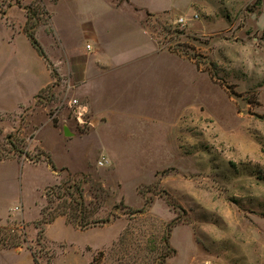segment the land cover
I'll use <instances>...</instances> for the list:
<instances>
[{
	"label": "rangeland",
	"instance_id": "374dc122",
	"mask_svg": "<svg viewBox=\"0 0 264 264\" xmlns=\"http://www.w3.org/2000/svg\"><path fill=\"white\" fill-rule=\"evenodd\" d=\"M97 3L118 63L97 93L105 119L93 125L88 112L74 114L85 99L72 74L50 63L52 83L0 113V159L42 162L25 164L0 191L38 205L40 218L70 201L56 196L61 188L48 205L45 193L69 180L85 205L70 203L68 216L110 219L62 229L64 245L47 241L38 219L23 227L7 218L0 248L22 247V264L29 254L32 264H264V0ZM13 4L36 8L38 26L49 22L46 11L56 30L69 22L68 47L85 43L74 29L80 0H0V10ZM52 32L35 33L49 54L60 45ZM31 136L40 146L32 152Z\"/></svg>",
	"mask_w": 264,
	"mask_h": 264
},
{
	"label": "crops",
	"instance_id": "0c3cea01",
	"mask_svg": "<svg viewBox=\"0 0 264 264\" xmlns=\"http://www.w3.org/2000/svg\"><path fill=\"white\" fill-rule=\"evenodd\" d=\"M80 7L82 13H80L79 24L74 29H77L79 36L85 40L81 48L68 47L67 43L70 40L66 39L67 33L72 32L69 30H73V26L65 20L61 27L56 30L50 16L49 22L39 25L35 33L36 36L40 32L53 36L52 28H54V32L61 36L58 49L53 54H49L43 48L44 53L61 76L66 74L70 78V73L72 74L73 90L86 102L80 106L90 114L89 123L96 125L100 120L105 119L94 108L95 102H98L99 99L97 93L105 90L101 85L107 81L109 73L118 63L117 57L107 53L106 49L112 45V42H109L107 35L101 31L98 24L102 3L98 4L97 0H80ZM15 11L20 13L18 17L14 14ZM25 14L23 4H13L7 10H3V13L0 11V113L9 112L12 108L16 109L31 103L37 94L53 81L48 64L32 46L23 31L27 19ZM88 43H90L89 49L86 48ZM58 118V123H60L62 119ZM54 129L60 134L56 127ZM68 132L69 135H73L71 131ZM37 146L40 148L34 141V136H31L26 147L27 150L36 151ZM41 162H32L25 156H18L17 154L0 159V184L6 179H13L18 170L19 176L22 178L25 164L40 165ZM47 168L53 172L49 166ZM46 186L44 184V187ZM16 201L20 203L16 205H19L21 209L12 213L11 208L17 203ZM39 210L38 205L27 203L22 196L20 199H7L6 193L0 191V225L4 224L10 216L32 223L38 219ZM62 229L66 231L76 228L68 223L65 217L58 216L46 224L44 228L45 239L52 243L67 245L68 242L62 238L63 234L60 232ZM22 250V247L0 248V264H22ZM27 258H29L27 264H32L30 254Z\"/></svg>",
	"mask_w": 264,
	"mask_h": 264
},
{
	"label": "trees",
	"instance_id": "16d2710c",
	"mask_svg": "<svg viewBox=\"0 0 264 264\" xmlns=\"http://www.w3.org/2000/svg\"><path fill=\"white\" fill-rule=\"evenodd\" d=\"M24 9H25L27 19H26V22L23 26V31L27 35L31 44L36 48L37 52L44 58L46 63H48V65H49L51 62L46 57V54L44 53L43 48L38 43V40L35 36L36 28L39 24V22H37V19L35 17V15H37V11L35 10L36 8L33 9V7L24 6ZM1 12L3 13V11H1ZM46 13H47V17L49 18L50 15L48 14L47 11H46ZM53 78H54V76H53ZM53 123H57V119H53ZM46 161L52 170H56V167L54 166L50 156L47 157ZM62 169L66 170L67 168L63 167ZM61 188H62L63 192L58 193V195H56V196L58 198H60V197H65L68 194L71 198L70 201L68 202L66 199H61V202H60L61 207H62L61 210H58L56 207L53 208L52 205L48 206V208L53 209L54 211H48L45 214V212H43V210H41L42 216L40 218H38V220H37L38 224L41 223L42 225L46 226V224L53 221L59 215H66V217H65L66 221L68 223H70L72 226L80 228V229H84V228H87L90 226H95L96 224H99V223L100 224L106 223L109 221L110 218L101 219V220H90L89 217H85L84 215H80L79 217H77L78 220H74L73 216L75 217V215H73L72 217L67 215L65 209L70 206V203H75V205H77V206H75V208L78 210H79V208H81L80 206L85 205L84 200H83V196H82L81 185L76 184L74 182L71 183L69 180L64 181L62 184L50 185L49 187L46 188L45 193H46L48 205L53 203L55 200V199H49V196L53 195V193L56 189H61ZM72 207H74V206H72ZM79 211L81 212V210H79ZM23 227H24V225H23ZM1 228H2V225H0V230H1ZM42 228L43 227H41V230H43ZM171 250L173 251V249H171ZM34 260L37 261L35 256H34Z\"/></svg>",
	"mask_w": 264,
	"mask_h": 264
},
{
	"label": "built area",
	"instance_id": "2783aa9c",
	"mask_svg": "<svg viewBox=\"0 0 264 264\" xmlns=\"http://www.w3.org/2000/svg\"><path fill=\"white\" fill-rule=\"evenodd\" d=\"M180 20H182V18ZM86 48L89 49L90 45L87 44ZM71 101L74 103V105H76V103H77V99L76 98H73ZM73 111H74V114L77 115V117H80L84 113V109H82L80 105H76V107L73 109ZM98 163L99 164H103L102 161H100V160L98 161ZM19 210H20V208L18 206H14V207L11 208V212L12 213H14L16 211H19ZM9 219H11L15 223H17V225H23V222H22L21 219H16L15 217H12V216H10Z\"/></svg>",
	"mask_w": 264,
	"mask_h": 264
},
{
	"label": "water",
	"instance_id": "95a60500",
	"mask_svg": "<svg viewBox=\"0 0 264 264\" xmlns=\"http://www.w3.org/2000/svg\"><path fill=\"white\" fill-rule=\"evenodd\" d=\"M64 133L66 134V135H69L70 133L68 132V129L65 127L64 128Z\"/></svg>",
	"mask_w": 264,
	"mask_h": 264
}]
</instances>
